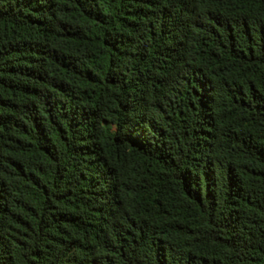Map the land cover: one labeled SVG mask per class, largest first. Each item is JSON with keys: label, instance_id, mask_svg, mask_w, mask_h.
<instances>
[{"label": "trees", "instance_id": "1", "mask_svg": "<svg viewBox=\"0 0 264 264\" xmlns=\"http://www.w3.org/2000/svg\"><path fill=\"white\" fill-rule=\"evenodd\" d=\"M0 264H264V0H0Z\"/></svg>", "mask_w": 264, "mask_h": 264}]
</instances>
